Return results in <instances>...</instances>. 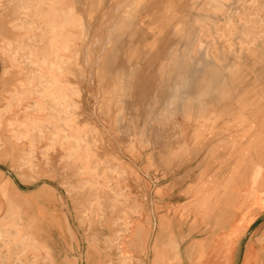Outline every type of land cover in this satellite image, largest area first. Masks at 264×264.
I'll return each instance as SVG.
<instances>
[{"label":"rangeland","instance_id":"374dc122","mask_svg":"<svg viewBox=\"0 0 264 264\" xmlns=\"http://www.w3.org/2000/svg\"><path fill=\"white\" fill-rule=\"evenodd\" d=\"M68 131L66 160L84 151L99 197H0V264H179L202 225L175 218L191 198L126 197L110 179L198 174L259 203L264 0H0V167L35 172L39 144L47 160ZM229 197H208L211 213Z\"/></svg>","mask_w":264,"mask_h":264},{"label":"crops","instance_id":"0c3cea01","mask_svg":"<svg viewBox=\"0 0 264 264\" xmlns=\"http://www.w3.org/2000/svg\"><path fill=\"white\" fill-rule=\"evenodd\" d=\"M195 51L200 52L197 49ZM129 134H127L128 138L131 137ZM72 136L71 131L64 135H58L59 141L47 152V160L43 156L47 145L41 142L36 153L35 172L33 173L19 171L11 175L0 167V191L3 188V195L0 192V197H64L63 199L66 197H99L91 187L101 181H98L97 177L90 173H82L85 177H81L82 175L79 173L80 170L89 171L91 169L89 163L84 160V151L82 152L81 149L82 153L80 152L74 161L66 160V157L72 152L73 146L64 141ZM42 137L47 138L48 136L40 135V138ZM135 170L137 171L138 168ZM118 171L117 165L115 173ZM140 175L141 180H137L134 175L130 174L124 181L116 178V174H114L110 179L111 186L115 193L124 189L126 197H169L161 200L174 205L184 203V201L175 199L176 197L191 198L189 205L179 206V209L177 207L173 210L175 218L182 216L180 214H184V212H190L189 216L197 218L202 225L179 247V264H264V189L261 188L258 179L253 185L262 191V196L257 205H251L248 201L250 197H229L226 195L229 194L226 189L221 194L217 193L218 184L215 181L203 180L198 177V174L187 182H181L178 179L181 175L164 178V175L160 173L159 176L156 175L158 176L156 178H159L158 183H155L152 173L148 176L143 173ZM77 181L87 184L88 188L79 194H69L68 186L77 184ZM226 184L224 188L227 187L228 184ZM155 188L161 190V193L155 194ZM208 197L229 198L223 199L221 203L219 201L218 205L214 201L216 210L211 213L206 204ZM228 199L230 203H227ZM173 200L175 202H171ZM54 201L57 205L56 198ZM199 202L201 209L193 208L189 211V206L192 207ZM22 205L24 206L23 203ZM27 205L28 203H26ZM146 212L143 217L146 216ZM59 216L60 218L64 217ZM68 217L72 223L71 215ZM207 217L208 219L217 217V219L211 231L204 233L207 223L204 219ZM240 217H243V220L238 223L237 219ZM132 220L135 223L133 232H136L140 224L137 223L135 215ZM233 228L235 232H231ZM182 232L187 234V227L183 228ZM142 260L143 264H149V260L152 258L144 257Z\"/></svg>","mask_w":264,"mask_h":264},{"label":"bare ground","instance_id":"6f19581e","mask_svg":"<svg viewBox=\"0 0 264 264\" xmlns=\"http://www.w3.org/2000/svg\"><path fill=\"white\" fill-rule=\"evenodd\" d=\"M113 28V27H112ZM7 30V29H6ZM84 42V41H83ZM90 46V45H89ZM81 52V51H80ZM92 53V52H91ZM5 54V53H4ZM141 55V54H140ZM98 61V60H97ZM135 65V64H134ZM17 202L12 200V204L15 205ZM11 216V215H10ZM22 222V221H21ZM21 226V225H20ZM66 230L69 231V225L66 224ZM28 233L26 234V238L25 239H32V235L30 230L27 231ZM22 238V237H21ZM132 239V238H131ZM66 253V252H65ZM73 258V257H72ZM74 264V263H73Z\"/></svg>","mask_w":264,"mask_h":264}]
</instances>
